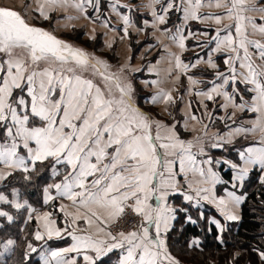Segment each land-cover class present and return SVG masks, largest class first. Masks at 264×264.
Segmentation results:
<instances>
[{
  "label": "snow or ice",
  "instance_id": "obj_1",
  "mask_svg": "<svg viewBox=\"0 0 264 264\" xmlns=\"http://www.w3.org/2000/svg\"><path fill=\"white\" fill-rule=\"evenodd\" d=\"M67 2L44 0L37 11L48 20L45 5L52 7ZM181 3L186 6L181 8L171 0L163 11L182 10L186 20L201 19L199 10L205 6V0H181ZM86 4L96 7L93 0H78L73 6L85 12ZM213 4L226 9L227 18L234 20V24L225 26L226 35L220 36L221 29H217L212 38L217 45L214 50L223 48L231 53L224 61L228 74L218 72L217 79L222 83H214L208 92H197V95L211 101L215 93L228 102L223 107L231 103L256 114L252 128L235 129L236 133L259 130L262 134L259 146H249L239 153L244 166L215 161L238 169L234 179L243 181L251 166L258 165L264 170V0H260L259 5L256 0H207L208 7ZM245 12L259 13L261 23H257L254 16L244 15ZM156 18L160 24L166 22L164 15ZM203 18L214 19L218 25L224 19L221 15ZM123 20L126 25L129 23L127 16ZM249 28L261 39H250ZM173 39H178L180 48L185 47L184 36ZM101 63L92 64L82 49L30 24L15 9L0 6V182L15 171L24 173V180L29 181L31 174L38 172V166L48 168L54 182L43 189L44 203L70 202V205H59V211L70 218L64 227L57 226L51 211L35 216L38 224L35 240L47 243L53 239H71L68 246L58 249L42 246V264H102V258L115 250L120 252L118 264H178L166 245L165 236L176 211L168 205V198L178 190L177 177L188 171L198 172L205 177V183H219V176L211 167L213 160L203 161L209 165L205 172L198 166L191 141L179 139L172 129L162 135L159 122L151 121L132 104L130 86L129 91H125L117 82L120 93L117 98L111 89H103L83 76L91 66L104 80H110L111 77L96 67ZM208 63L212 68L217 67L211 59ZM181 67L187 69L188 66L176 57V68ZM238 81L246 86L248 93H253L247 107L245 103H234L239 89L233 88L232 93L225 90L226 86ZM161 96L165 101L172 100L171 93L162 92L152 98L153 102ZM203 152L201 148L200 153ZM261 183H264V176ZM52 190H55L54 195ZM194 191L200 196L209 189L196 188ZM11 195L13 199L10 200L0 192V204L11 205L17 210L27 208L28 219L32 220L37 210L27 200L19 201L18 189L13 188ZM228 195L235 204L242 199L234 193ZM200 198L209 199L207 195ZM184 199L192 201L193 196L184 195ZM217 204L227 207L224 199ZM70 207L75 211H70ZM0 217L9 222L13 220L3 210H0ZM125 217L134 221L132 230L113 232L109 225ZM227 218L238 219L230 213ZM80 221L85 227H80ZM213 223L219 226L217 221ZM14 244L15 241L9 239L3 247L8 250ZM27 248L30 252L25 253V258L37 252L32 243H28ZM259 256L264 261V252Z\"/></svg>",
  "mask_w": 264,
  "mask_h": 264
},
{
  "label": "crops",
  "instance_id": "obj_2",
  "mask_svg": "<svg viewBox=\"0 0 264 264\" xmlns=\"http://www.w3.org/2000/svg\"><path fill=\"white\" fill-rule=\"evenodd\" d=\"M74 2H78V0H68L66 4H58L52 7L45 5V11L48 13L49 19L52 14L55 13L57 15L58 21L56 22V26L60 30L86 27L87 38H92L97 32L103 33L105 43L104 50H115L116 55L120 58L121 67L119 65L114 66L121 73H123L124 76L126 74L130 78L129 80L132 82V84L134 83L128 72H140L141 70H143V60L154 55L156 49H154V47H144L138 55V58L134 62H131L130 36H134L137 41H141L146 38V32H149L150 37L154 40L158 48H161L162 51L159 59L155 63L146 65L147 73L151 75L150 80L140 81V84L150 90L151 104L158 108L162 112V114L163 112H167L168 116L165 117L167 119L173 120V123L168 125L164 124L162 126L161 123H164L163 121L155 119L153 121L151 116L148 113L147 114L149 115L151 121L159 122V124L162 126V135L167 129H172L179 139L184 140L185 142L191 141L193 144L192 152L196 154L198 166L203 167L205 169V172H207L209 165L204 164L203 161L211 158V150L220 151L226 147L235 146L240 141H243V143L245 144L244 149L252 145L259 146V141L262 138V134L259 130L246 134L235 132V129L237 128H252L253 122L256 119L255 113L234 107L231 103H229L228 107L225 108L223 107V105L228 102L223 96H217L215 93H213L214 99L211 101L207 100V98L203 95H197V92H208L214 86V83H222L220 79H217L218 72H223L226 75L228 74V65H226L224 61L231 53L223 48H221L220 50H214L216 49L217 45L216 41L212 39L216 36L217 29H221L220 36H224L227 34L224 30L225 26L234 24L233 19L227 18L226 9L216 8L214 4L212 7H208L207 0H205V6L199 10L201 19L186 20L183 13L182 22L180 25H178L177 27H167L166 25L168 23L169 13L171 10L165 13L163 9L169 2L168 0H160V3H154V0H119L118 4H116V0H93V4H95L96 7H93L92 4H86L85 12L76 9L73 6ZM42 3H44V0H0V4L18 9L23 13L24 10H26L30 13L37 12L39 14L37 9ZM256 3L259 5L260 0H256ZM114 4L115 10H113ZM182 5L183 7L186 6V4ZM101 7H104L103 10H105L106 13L109 14L112 20L111 24L107 20L102 18H91L92 16L87 13V10L94 9L96 14H103L104 11L100 10ZM153 12H155L156 15H153ZM243 14L254 16L257 18V23H261V21L259 20V13L245 12ZM24 15L27 18L25 13ZM134 15L142 16V23H140V25H138V23H136V21L134 20ZM159 15L165 16L166 22L164 24H160V22L157 20L156 17ZM209 15H221L224 17V19L222 20V23L218 25L216 24L214 19L203 18L204 16ZM124 16H127L129 19V23L127 25L124 23ZM40 17L44 19L42 16ZM191 26L196 27L199 30L197 33V35L199 36V39H197V43L200 44V50L201 46H210L206 55H203L201 53L202 56H198L196 59H194V61L190 58L188 60L185 58L187 52H191L194 55H197V53L199 52L196 45H194L192 48H189L190 45H188V38L186 36V33L188 29H191ZM50 29H52L59 36V34L53 28L50 27ZM125 29H127V33H125ZM177 29H179V32H177ZM232 31L234 34V28L232 29ZM248 33L250 39H261L258 34L252 33L251 28L248 29ZM180 35L184 36L185 38V47L183 49L179 47L178 39H173V37H179ZM176 57L180 58L182 64L188 66L187 69H184L183 67H181L180 69L176 68ZM209 59H211L212 63L217 65L216 68H212L209 65ZM189 77H191V80L189 79ZM153 81H155V83H153ZM192 81H196V83H193ZM93 82L101 88L105 89L98 82ZM233 88L239 89L240 93L239 95L233 94L235 95L234 103H245L247 107V105L251 103V96L253 95V93H249L250 96L248 97V95H246L248 94V92L245 90L246 86L239 81L235 85L226 86L225 90H227L229 93H232ZM162 92L171 93L172 100L165 101L161 96L160 99L153 102L152 98L158 96ZM241 96L243 97V99H241ZM177 103L180 104L179 111L182 116V121L180 123L181 127L184 132L189 134L188 138L185 139H182L176 130L178 118H176L173 112V107H175ZM194 106L197 107V112H195ZM193 116L196 117L195 120L192 119ZM242 116L247 117H243L242 119ZM222 126H224V128ZM153 129L155 131V123L153 124ZM213 144H217L219 146L212 147ZM201 148H203L204 150L203 154L200 153ZM211 159L213 160V164L211 165L213 171L216 170L215 166H219L220 164H222H216L215 161H227L222 157ZM243 166V162L241 161V166L239 167ZM255 167L259 168L258 165L251 166L248 173ZM177 171H179L178 165ZM237 171L238 169L235 172V176L237 174ZM16 172L20 171H15L13 174H15ZM58 179L59 178H57V182ZM177 179L179 181L178 190L171 194L168 198V205L176 210L174 213L175 219L170 221L169 231L177 218V211L181 207L180 205L175 204L173 200L178 196V198H182V201L184 203L190 205L192 204L195 208L203 204L212 206L226 221L238 220H229L227 218L228 213L239 217L240 212V203H233L232 198L228 195V193L232 192H227L226 196L224 197H219L216 194V186L221 183L220 176V182L216 184H212L211 182L205 183V177H201L198 172L192 171L180 174ZM235 181L237 182L239 180ZM3 182L4 181L0 182V187L2 186ZM53 182L54 181H52L51 183ZM189 184L191 185V187H189ZM196 188H208L209 191L207 193L201 192L200 196H197L196 192L194 191V189ZM52 194H55V190H52ZM184 195L193 196V200L186 201L184 199ZM205 195H207L209 199L204 200L200 198ZM42 196L44 203L43 191ZM235 196L238 195L235 194ZM220 199H224L226 201V208L222 205L218 206L217 201H219ZM54 202L57 205L55 206V209L62 216V226H60L56 216H54V213L53 218L56 219L57 226L64 227L66 223L70 222V218L65 217L64 214L59 211V205L61 203L70 205V202L67 200H56L49 202L48 204L44 203V205L46 207H50ZM0 210H2L1 204ZM69 210L75 211V209L71 207L69 208ZM46 211L53 212L52 210H37L36 213H33V217L35 218L37 214H41ZM79 224L80 227H85L82 221H80ZM168 232L165 236L166 245ZM53 240L61 241L57 239ZM63 240H69L68 244H66L64 247L68 246L71 243L70 238L66 237ZM119 255V250H115L107 257L102 258V264H118Z\"/></svg>",
  "mask_w": 264,
  "mask_h": 264
},
{
  "label": "trees",
  "instance_id": "obj_3",
  "mask_svg": "<svg viewBox=\"0 0 264 264\" xmlns=\"http://www.w3.org/2000/svg\"><path fill=\"white\" fill-rule=\"evenodd\" d=\"M168 1L171 2V0ZM175 3L183 8L180 0H175ZM103 8H100V10L104 11L100 15L96 14L94 9L87 10V13L92 16L91 18H102L111 24L112 20ZM26 12L25 14L30 22L50 26L60 36L85 44L87 47L108 57L114 65L121 67L120 58L116 55L115 50H104L103 33L97 32L92 38H87L86 27L60 31L56 26L58 19L55 13L50 16V19L45 20L37 12ZM29 15L34 17L31 18ZM182 16V10L176 11L172 9L166 26L177 27L182 22ZM134 20L140 25L142 16L134 15ZM198 31V28L191 26V29H188L186 33L188 45H190L189 48L196 45L199 51L197 55L187 52L185 57L187 60L190 58L194 61L198 56L206 55L210 48V46L204 45L201 46L200 50V44L197 43V39H199ZM146 46L154 47L156 52L151 57L143 60V70L140 72L127 71L136 87L138 106L147 112L153 121L155 119L163 121L167 125L172 124L173 120H166L164 116L165 114L168 116L167 112L162 114L158 108L151 104L150 90L140 84V81L150 80L151 75L147 73L146 65L155 63L162 51L150 37L148 31L146 32V38L141 41H137L134 36H130V60L134 62L141 50ZM246 95L250 96L249 93ZM179 108V103L173 107V112L178 118L176 130L179 136L185 139L188 138L189 134L184 132L181 127L182 116ZM194 109L197 112L196 106H194ZM243 117L247 116H242V119ZM222 127L224 128V126ZM244 146L243 141H240L237 145L226 147L220 151L211 150L210 157L213 159L222 157L231 163L241 166L239 153L244 150ZM215 167V172L221 178V183L216 186L217 196L224 197L227 192H232L242 198L239 205L238 220L226 221L208 204L195 208L192 204L184 203L181 197H175L173 199L174 203L181 207L178 209L177 218L167 234V248L170 255L179 264H264V261L259 256L260 252H264V183H261L264 170L255 167L245 176L243 181L236 182L234 177L237 169H233L230 164L225 163ZM24 175L22 172H16L9 176L2 183L0 191L11 200L13 199L11 195L12 189H18L20 202L27 200L32 208L40 211L52 210L60 226H62V216L55 209L56 203L54 202L50 207H46L43 203L42 191L44 187L54 181L50 169L39 168L38 166V172L32 173V178L29 181L24 180ZM1 208L3 211H7L13 217V220L9 222L7 218L0 217V264H42L40 259L42 246L58 249L68 244L69 240H51L47 241V243L35 240L34 232L38 228L37 221L34 217L32 220L28 219L29 212L27 208L17 210L11 205L4 204H1ZM213 221H217L220 225L217 226ZM9 239L14 240L15 244L13 249L5 250L3 244ZM28 243H32L37 248V252L30 253L25 258V253L30 252L27 248Z\"/></svg>",
  "mask_w": 264,
  "mask_h": 264
},
{
  "label": "water",
  "instance_id": "obj_4",
  "mask_svg": "<svg viewBox=\"0 0 264 264\" xmlns=\"http://www.w3.org/2000/svg\"><path fill=\"white\" fill-rule=\"evenodd\" d=\"M0 6H6V5H2L0 4ZM6 7H9V6H6ZM9 8H12V7H9ZM15 9V8H13ZM16 11L20 12L22 15H24V13L18 9H15ZM25 16V15H24ZM26 18V17H25ZM27 19V18H26ZM28 21V20H27ZM29 22V21H28ZM30 24H33L35 26H38V27H41V28H44L45 30L53 33L55 36H57L59 39L61 40H64L65 42L71 44L73 47H76V48H80L82 49L89 57L90 61L92 64H95L96 61H101L103 63L101 64H97V68L99 69V72H103L105 76H109L111 77L110 80H104V78L99 75V73L96 71L95 68H92L91 66L88 67V69L86 71L83 72V76H85L86 78H90L92 79L93 81L95 82H98L99 84H101L105 89H111V93L113 96L119 98V89L116 87V84L117 82H119L120 86L121 87H124L125 88V91H129V86H130V92H129V95L131 96V102L132 104L137 108L139 109L141 112L145 113L148 117L149 115L147 114V112H145L144 110H142L138 104H137V101L136 99L134 98V86L132 84V82L130 80H127V78L124 76L123 73H121L117 68H114L111 63L105 59L104 57L98 55L97 53L91 51V50H88L86 49L84 46L82 45H78L68 39H65L61 36H58L52 29H50L49 27H42L40 25H37V24H34V23H31L29 22Z\"/></svg>",
  "mask_w": 264,
  "mask_h": 264
},
{
  "label": "built area",
  "instance_id": "obj_5",
  "mask_svg": "<svg viewBox=\"0 0 264 264\" xmlns=\"http://www.w3.org/2000/svg\"><path fill=\"white\" fill-rule=\"evenodd\" d=\"M133 223L134 221L125 217V218H121L118 221L114 222L109 227L113 232H117L120 230L129 231V230H132Z\"/></svg>",
  "mask_w": 264,
  "mask_h": 264
},
{
  "label": "rangeland",
  "instance_id": "obj_6",
  "mask_svg": "<svg viewBox=\"0 0 264 264\" xmlns=\"http://www.w3.org/2000/svg\"><path fill=\"white\" fill-rule=\"evenodd\" d=\"M25 11V10H24ZM25 13H27L26 11H25ZM29 17H31V18H33L34 16H31V15H29ZM32 23V22H31ZM34 24H36V23H34ZM37 25H39V24H37ZM40 26H42V27H49L50 28V26H43V25H40ZM60 31H64V30H60ZM67 33V32H66ZM60 36V35H59ZM61 37H63V36H61ZM63 38H65V37H63ZM65 39H68V40H70V41H72V42H74V43H76V44H80V45H82V46H84L86 49H88V50H91V51H93V52H95V53H97L98 55H100V56H102V57H104L105 59H107L110 63H111V65L114 67V68H116L115 66H114V63L108 58V57H106V56H104V55H102L101 53H99V52H97V51H95V50H93V49H91V48H89V47H87L85 44H82V43H80V42H77V41H75V40H72V39H69V38H65ZM125 76L127 77V80H129L130 78L125 74ZM133 86H134V98L137 100V96H136V94H137V91H136V87H135V85L133 84ZM164 116H167L166 114L164 115ZM179 116V115H178ZM166 118V117H165ZM166 120H168L167 118H166ZM162 124V126L165 124V123H161ZM193 206V205H192ZM11 249H13V245L10 247ZM30 251V250H29ZM5 256V255H4Z\"/></svg>",
  "mask_w": 264,
  "mask_h": 264
}]
</instances>
